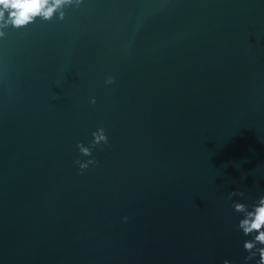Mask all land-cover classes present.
Instances as JSON below:
<instances>
[{
    "label": "water",
    "instance_id": "1",
    "mask_svg": "<svg viewBox=\"0 0 264 264\" xmlns=\"http://www.w3.org/2000/svg\"><path fill=\"white\" fill-rule=\"evenodd\" d=\"M0 264H264V0H0Z\"/></svg>",
    "mask_w": 264,
    "mask_h": 264
}]
</instances>
